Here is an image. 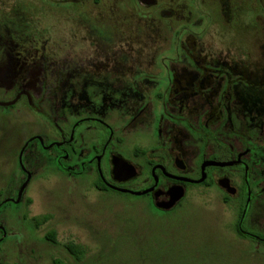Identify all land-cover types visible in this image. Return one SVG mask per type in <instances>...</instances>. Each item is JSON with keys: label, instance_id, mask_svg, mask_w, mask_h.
Wrapping results in <instances>:
<instances>
[{"label": "flooded vegetation", "instance_id": "obj_1", "mask_svg": "<svg viewBox=\"0 0 264 264\" xmlns=\"http://www.w3.org/2000/svg\"><path fill=\"white\" fill-rule=\"evenodd\" d=\"M23 1L33 13L15 33L6 23L22 4L0 10V117L29 132L0 211L42 164L155 213L214 188L235 216L230 232L264 245V0ZM52 16L71 28L56 39ZM115 160L136 175L115 179ZM172 189L181 200L158 208ZM7 235L0 221V242Z\"/></svg>", "mask_w": 264, "mask_h": 264}, {"label": "rangeland", "instance_id": "obj_2", "mask_svg": "<svg viewBox=\"0 0 264 264\" xmlns=\"http://www.w3.org/2000/svg\"><path fill=\"white\" fill-rule=\"evenodd\" d=\"M213 1L203 0L205 5ZM24 2L0 0L3 12L22 4L23 10L15 16L18 20L6 23L10 32L15 33L26 20L29 23L33 12ZM29 2L35 8L41 5L38 0ZM53 17H48L45 27L56 39L71 28ZM213 36L214 41L224 42L218 34ZM241 39L235 35L234 41ZM21 120L0 117V200L21 179L16 154L29 134L26 125L17 122ZM21 161L28 168L26 160ZM38 167L22 201L6 203L0 211L8 232L0 242V264H264V245L230 232L235 216L220 204L214 188L194 190L174 211L155 213L145 198L93 192L90 177L68 179L47 165ZM25 216H46L48 222L38 228ZM51 231L55 245L44 238ZM71 244L82 248V260L76 262L64 249Z\"/></svg>", "mask_w": 264, "mask_h": 264}, {"label": "water", "instance_id": "obj_3", "mask_svg": "<svg viewBox=\"0 0 264 264\" xmlns=\"http://www.w3.org/2000/svg\"><path fill=\"white\" fill-rule=\"evenodd\" d=\"M113 165H114V170H113V174L115 179L117 180H122V177L124 178H132L136 175L134 169L130 166H128L126 163H124L121 160H115L113 161ZM30 176L28 175L26 178V181L24 182V184L21 186L20 191L18 193V200L21 197V194L23 192V190L26 188L28 182H29ZM204 175L201 177V179L197 182H193V183H201L204 181ZM183 181H187V180H183ZM119 192H123L126 193L125 190H118ZM150 190L148 191H144L142 193H132L134 196H140V195H144L146 193H148ZM168 195L170 196V200L168 203L163 204V205H159L158 208H162L163 210H169L172 207H174L176 205L177 202H179L181 200V198L183 197V193L181 190H175L172 189L169 191Z\"/></svg>", "mask_w": 264, "mask_h": 264}, {"label": "trees", "instance_id": "obj_4", "mask_svg": "<svg viewBox=\"0 0 264 264\" xmlns=\"http://www.w3.org/2000/svg\"><path fill=\"white\" fill-rule=\"evenodd\" d=\"M47 217H41V218H38L36 219L34 222V225L35 226H38L39 224H42L43 222L47 221ZM235 233L236 235H238L240 238H242L238 231L235 230ZM45 240L53 243L54 245L56 244L54 238V232L51 231V232H48L45 236H44ZM64 249L69 253V255L77 262V261H80L83 259V256H84V252L82 250L81 247L79 246H74V245H65L64 246ZM54 264H61L60 262H54Z\"/></svg>", "mask_w": 264, "mask_h": 264}]
</instances>
